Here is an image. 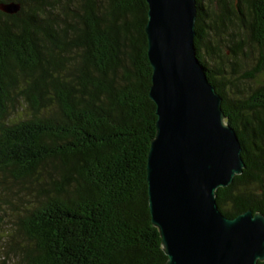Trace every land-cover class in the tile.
Segmentation results:
<instances>
[{
	"label": "trees",
	"instance_id": "obj_1",
	"mask_svg": "<svg viewBox=\"0 0 264 264\" xmlns=\"http://www.w3.org/2000/svg\"><path fill=\"white\" fill-rule=\"evenodd\" d=\"M10 1L21 9L0 10V173L34 191L17 264H166L146 171L157 120L148 3ZM197 4V57L245 161L216 201L231 218L264 213V0Z\"/></svg>",
	"mask_w": 264,
	"mask_h": 264
},
{
	"label": "water",
	"instance_id": "obj_2",
	"mask_svg": "<svg viewBox=\"0 0 264 264\" xmlns=\"http://www.w3.org/2000/svg\"><path fill=\"white\" fill-rule=\"evenodd\" d=\"M150 98L156 134L147 158L149 211L166 264H260L264 213L228 217L216 201L245 161L222 97L209 81L195 45L197 0H146ZM20 2H0L15 14Z\"/></svg>",
	"mask_w": 264,
	"mask_h": 264
},
{
	"label": "rangeland",
	"instance_id": "obj_3",
	"mask_svg": "<svg viewBox=\"0 0 264 264\" xmlns=\"http://www.w3.org/2000/svg\"><path fill=\"white\" fill-rule=\"evenodd\" d=\"M235 27V26H234ZM230 27L235 30V35H240L238 28ZM242 35V34H241ZM244 36V35H243ZM250 60L244 61L243 65H248L250 69L257 57L256 51L247 48ZM255 86V82H245L241 88L248 89ZM18 183L12 177H4L0 173V264H17L18 257L15 255V242L20 240L17 234L19 217H21L29 202L33 200L32 190Z\"/></svg>",
	"mask_w": 264,
	"mask_h": 264
}]
</instances>
